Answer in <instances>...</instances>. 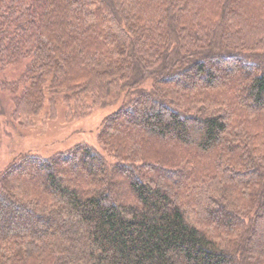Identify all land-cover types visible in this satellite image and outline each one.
Masks as SVG:
<instances>
[{"label":"trees","instance_id":"16d2710c","mask_svg":"<svg viewBox=\"0 0 264 264\" xmlns=\"http://www.w3.org/2000/svg\"><path fill=\"white\" fill-rule=\"evenodd\" d=\"M119 100L0 174V264H264V0H0V120Z\"/></svg>","mask_w":264,"mask_h":264},{"label":"rangeland","instance_id":"374dc122","mask_svg":"<svg viewBox=\"0 0 264 264\" xmlns=\"http://www.w3.org/2000/svg\"><path fill=\"white\" fill-rule=\"evenodd\" d=\"M24 65L7 71L11 79L17 78ZM5 108L9 113L13 107L8 94H2ZM122 100L107 107H95L88 114L74 120L66 118V108L58 107V116L50 119L42 114L36 124L29 128H21L2 116L0 120V174L15 160L23 155H39L49 157L57 152L65 151L80 143L95 146L101 150L98 134L102 123L109 114L115 111ZM102 151V150H101Z\"/></svg>","mask_w":264,"mask_h":264}]
</instances>
